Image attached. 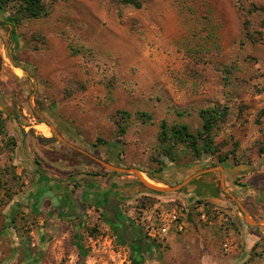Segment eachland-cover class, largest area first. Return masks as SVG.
Segmentation results:
<instances>
[{
	"label": "rangeland",
	"instance_id": "374dc122",
	"mask_svg": "<svg viewBox=\"0 0 264 264\" xmlns=\"http://www.w3.org/2000/svg\"><path fill=\"white\" fill-rule=\"evenodd\" d=\"M138 1L140 8L117 0H44L46 16L15 25L26 44L14 54L4 41L1 46L5 55L13 56L14 68L22 66L15 73L23 81L25 72L33 78L34 109L22 106L16 115L21 125L31 127L27 135L44 142L55 137L53 132L69 139V132L122 165L113 167L136 169L138 175H117L129 176L147 193L138 198L133 217L155 227L159 206L170 211L193 198L187 190L149 195L144 184L173 187L198 171H215L230 162L264 163V0ZM0 14L6 23L12 6ZM211 108L226 112L212 131L214 154L197 157L182 144L172 146L173 162L162 154V123L184 125L196 136L202 126L199 111ZM16 132L20 142L25 132L20 125ZM168 143L164 145L170 147ZM15 144L0 122V264H31L40 246L31 232L42 226L38 215L26 209L23 196L31 177L14 164ZM63 152L71 155L68 164L76 161L74 150ZM69 168L77 173V167ZM142 171L176 179L163 185L146 177L148 183ZM208 207L209 219L225 213L226 221L232 220L230 208L226 213ZM90 218L93 225L81 244L86 253L97 262L131 264L129 244L115 235L99 211H92ZM169 236L152 240L153 260L144 264H169L164 242Z\"/></svg>",
	"mask_w": 264,
	"mask_h": 264
},
{
	"label": "crops",
	"instance_id": "0c3cea01",
	"mask_svg": "<svg viewBox=\"0 0 264 264\" xmlns=\"http://www.w3.org/2000/svg\"><path fill=\"white\" fill-rule=\"evenodd\" d=\"M2 16L0 14V52L3 54L0 58V122L7 135L15 138L14 164L19 163V169L25 168L31 177V182L25 187L26 209L38 215V224L42 226L35 233L31 232L40 246L28 262L103 264L81 246L93 225L90 218L92 211H99L103 217L107 210L114 215L120 212L124 219L145 233L147 222L144 224L136 220L133 211L140 202L138 198L147 193L130 181L129 176H120L108 169L106 165H122L99 155L80 137L67 132L66 137L72 140L66 139L64 134L63 139H59L53 132L56 141L53 143L44 139L40 142L36 137L27 135L26 130L31 127L21 125L16 115L22 106L30 111L34 109L37 99L31 85L33 78L25 72L27 79L23 81L15 73L22 71V66L14 68L9 58L12 55H5L1 46L4 41L7 51L14 54L26 43L16 27L8 21L4 23ZM25 109L21 108V111ZM19 125L25 132L20 142L16 138ZM49 125L50 128L54 126ZM67 147L77 155L76 161L71 164H68L71 155L63 152ZM61 163L68 167L61 168ZM69 167H77V173L73 174ZM217 168L188 176L186 185L177 191L182 193L187 190L188 198L193 199L183 204L187 209L184 231L171 232L168 241L164 240L169 245V264H264V224H258L264 220V163L262 160L230 162ZM175 179H161L160 183L166 185ZM75 182L74 189L72 184ZM206 195L208 200L203 198ZM219 197H226V201L219 200ZM196 200L201 203L193 204ZM227 201L232 202L234 208H230ZM198 205L207 215L212 211L208 206L226 213V209L230 208L228 214L232 220L227 222L226 214L219 213L215 218L207 217L206 222L200 221L196 213ZM55 228L59 231L55 232ZM143 254L140 251V255Z\"/></svg>",
	"mask_w": 264,
	"mask_h": 264
},
{
	"label": "trees",
	"instance_id": "16d2710c",
	"mask_svg": "<svg viewBox=\"0 0 264 264\" xmlns=\"http://www.w3.org/2000/svg\"><path fill=\"white\" fill-rule=\"evenodd\" d=\"M122 5H129L134 8H140L141 3L138 0H117ZM11 5L13 8V14L8 16L6 19L12 26L17 25L22 20H30L37 19L47 15L48 9L44 3V0H0V11L1 13L5 12V8ZM248 39L254 41V39L248 35ZM199 116L202 120L201 131H199L198 135H193L189 133L188 128L184 125H173L171 127H167L165 123L161 124L160 131V141L162 144L161 152L163 155L169 158L170 161H174V156L170 153L172 146L175 144H182L185 147L189 148L191 152L195 153L198 157L200 154H214V150L212 149L213 137L212 131L217 127L219 122H223L226 116L225 111H219L218 109H204L199 111ZM141 117L148 118V116L144 113H141ZM120 133H124V129H118ZM200 138L203 140L202 144L200 143ZM44 140H54L44 139ZM170 142V143H168ZM170 144V147L165 146L164 144ZM163 168H160L162 171ZM141 171V170H140ZM151 180L162 182L160 178L155 177L150 172H143ZM78 188V186L76 187ZM155 195H162L155 192H150ZM26 195L23 196L24 200H26ZM201 201H194L193 204H200ZM186 208V205H185ZM108 222V221H106ZM134 243L140 242V240L133 241ZM154 248V246L152 247ZM151 248L145 254H148V257H143L140 255V251L135 247L131 249V264H144L147 261L153 260L149 257V252ZM159 259V258H158Z\"/></svg>",
	"mask_w": 264,
	"mask_h": 264
},
{
	"label": "built area",
	"instance_id": "2783aa9c",
	"mask_svg": "<svg viewBox=\"0 0 264 264\" xmlns=\"http://www.w3.org/2000/svg\"><path fill=\"white\" fill-rule=\"evenodd\" d=\"M199 207V209H198ZM197 208V215L200 221L206 222L207 221V214L201 208L202 206L198 205ZM158 213L156 214V222L157 225L155 227L147 224L145 226V234L147 235L148 239L154 240L157 236H165L171 232L181 233L184 231V218L186 217L187 209L185 206L181 205L179 208L171 209L170 211H164L161 206L158 207ZM195 210V208H194ZM104 251V249H102ZM95 253H100L99 249L94 250ZM103 264H107L106 261H103Z\"/></svg>",
	"mask_w": 264,
	"mask_h": 264
},
{
	"label": "flooded vegetation",
	"instance_id": "af4514ba",
	"mask_svg": "<svg viewBox=\"0 0 264 264\" xmlns=\"http://www.w3.org/2000/svg\"><path fill=\"white\" fill-rule=\"evenodd\" d=\"M54 126H56L54 124ZM104 219L108 221L110 228L120 239H124L128 244L130 249L135 247L137 250L147 252L149 248L152 249L154 243L152 240L148 239L145 233H142L139 228L128 222L122 216V213H116V215L111 214V210H107L104 213ZM140 240V242L134 243L133 241Z\"/></svg>",
	"mask_w": 264,
	"mask_h": 264
},
{
	"label": "water",
	"instance_id": "95a60500",
	"mask_svg": "<svg viewBox=\"0 0 264 264\" xmlns=\"http://www.w3.org/2000/svg\"><path fill=\"white\" fill-rule=\"evenodd\" d=\"M106 167L110 169L111 171L117 172V173H133L135 175L139 174V172L136 169H118V168H115L113 166H108V165H106ZM187 182L188 180L181 182L178 185L173 186V187H156V186H151L149 184H144V185L147 187L149 192H155V193H159L163 195V194L174 193V192L179 191L186 185ZM258 224H264V220L260 221Z\"/></svg>",
	"mask_w": 264,
	"mask_h": 264
},
{
	"label": "bare ground",
	"instance_id": "6f19581e",
	"mask_svg": "<svg viewBox=\"0 0 264 264\" xmlns=\"http://www.w3.org/2000/svg\"><path fill=\"white\" fill-rule=\"evenodd\" d=\"M141 177H143L145 179L146 182L151 183V181L149 179L146 178V176L144 174H140Z\"/></svg>",
	"mask_w": 264,
	"mask_h": 264
}]
</instances>
